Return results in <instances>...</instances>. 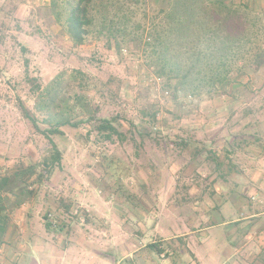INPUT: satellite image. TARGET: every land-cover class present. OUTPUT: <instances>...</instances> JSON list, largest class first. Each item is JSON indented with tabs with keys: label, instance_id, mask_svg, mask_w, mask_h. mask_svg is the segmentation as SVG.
Segmentation results:
<instances>
[{
	"label": "rangeland",
	"instance_id": "obj_1",
	"mask_svg": "<svg viewBox=\"0 0 264 264\" xmlns=\"http://www.w3.org/2000/svg\"><path fill=\"white\" fill-rule=\"evenodd\" d=\"M132 1L93 0L75 45V0H0V173L37 167L31 195L9 211L0 264H24L26 243L85 230L95 241L119 234L125 249L135 242L137 264L264 259V0H231L243 25L226 53L230 94L209 85L218 50L182 84L159 75L144 38L170 0ZM165 21L153 24L169 33ZM188 45L175 71L194 63ZM101 118L118 133L107 139ZM49 138L61 154L50 168Z\"/></svg>",
	"mask_w": 264,
	"mask_h": 264
},
{
	"label": "trees",
	"instance_id": "obj_2",
	"mask_svg": "<svg viewBox=\"0 0 264 264\" xmlns=\"http://www.w3.org/2000/svg\"><path fill=\"white\" fill-rule=\"evenodd\" d=\"M131 2L133 3L132 0ZM92 3L93 0H75V4L68 11L66 29L75 45L83 42L86 33L85 26L92 22ZM240 11L239 3L233 4L231 0H170L168 7L160 9L152 18L153 23L157 18L161 20L160 23L167 19L165 22L169 24V33L161 32L152 23L154 27L152 34L151 31H148L144 38V41H147L146 44H149L150 40L153 41L155 66H158L157 73L159 75L173 73L181 79L182 84L192 72H203L199 66L202 58L218 50L220 54L215 59L217 64L213 69H209V85L213 89L216 88V91L221 94H228L227 87L230 80L227 73L229 70L227 61L229 57L226 53L232 48L234 40L239 39V33L242 32L243 22L241 19L243 18L239 15ZM234 34H237L235 39L233 38ZM189 39L190 44L188 45ZM202 43H205V46H201ZM169 44H171L170 47ZM185 45L190 47L194 63L183 70H180L181 67L178 64L177 67L180 68L175 71V68L170 65L187 51ZM172 46L173 48H171ZM262 63L263 54L259 52L255 57L254 67L257 69ZM168 66H170L169 69ZM31 85L33 92L38 89V84L32 82ZM20 107L24 116L29 119L36 129H39L36 119L30 114L29 110L22 103ZM93 119H95L94 116L86 118L87 121ZM63 123H68V120ZM96 129L107 131L105 135L107 139L111 138L112 134L118 133L112 121L106 118L99 120ZM49 142L51 144L50 155L44 157L42 161L43 165L48 168L56 163L58 164L61 159L57 145L50 138ZM36 168V165L32 164L25 167L19 166L10 172L0 173V245L3 243V236L8 226L9 211L20 206L32 193L29 190L28 180L35 174ZM238 221H233V223L236 225ZM50 224L45 222L46 227H50ZM147 247L160 253V248L154 242L149 243ZM263 263L264 259L259 254H255L249 264Z\"/></svg>",
	"mask_w": 264,
	"mask_h": 264
},
{
	"label": "crops",
	"instance_id": "obj_3",
	"mask_svg": "<svg viewBox=\"0 0 264 264\" xmlns=\"http://www.w3.org/2000/svg\"><path fill=\"white\" fill-rule=\"evenodd\" d=\"M117 230L115 228V232ZM85 233L82 238L73 233L68 239L26 243L27 261L24 264H137L135 252L139 247L135 242L130 240L125 249L127 244L122 242L119 234L111 238L100 236L95 241Z\"/></svg>",
	"mask_w": 264,
	"mask_h": 264
}]
</instances>
